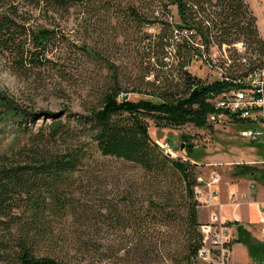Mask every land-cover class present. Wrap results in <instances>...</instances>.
Returning a JSON list of instances; mask_svg holds the SVG:
<instances>
[{"label": "trees", "instance_id": "obj_1", "mask_svg": "<svg viewBox=\"0 0 264 264\" xmlns=\"http://www.w3.org/2000/svg\"><path fill=\"white\" fill-rule=\"evenodd\" d=\"M248 1L150 0L152 16L159 9L170 18L161 23L159 35L152 39L141 31L146 24L158 22L154 21L157 17L138 14L130 1L0 0V51L13 56L18 70L41 69L43 60L52 63L47 53L56 46L59 36L57 24L50 19L60 15L68 20L74 16L79 32L88 34L96 9L111 12L121 27L134 26L143 37L148 36V55L161 53L164 58L172 56L177 60L175 73L150 71L140 77L133 92L144 97L137 101H131L130 91L113 77L98 105L80 121L102 158L129 163L141 172L129 182L124 213L121 212L123 221L134 227L135 234L133 253L128 259L131 262L127 264H153L150 211L153 204L162 201L184 208L186 239L182 253L186 257L182 264H199L204 236L198 216L201 204L196 198L198 166L164 155L150 136L149 121L167 128L211 126L208 117L216 111L208 99L221 95L231 85L216 80L206 83L186 70L194 57L202 54L199 45L209 53L211 47L222 49L223 45L244 41L248 46L246 58L241 62L233 58L238 76H245V68H264V39L259 36ZM124 4L128 9L123 11ZM172 8L177 11L176 17L171 15ZM41 19L54 24V28L40 23ZM182 29H193L196 35L178 41L176 32L181 33ZM84 42L80 47L84 54L96 56L95 48L87 40ZM218 64L224 72L234 75L235 70L231 71L227 61L219 60ZM161 65L165 68L168 64ZM119 96L126 97L119 100ZM0 105V120L20 117L14 102L1 92ZM69 134L62 121H54L27 133L25 143L8 149L0 146V264H80L89 250L93 242L90 207L76 196L80 188L77 179L90 180L94 175L86 165L91 150H56L59 140ZM182 145L192 156L193 145L185 141ZM235 169L236 176L260 173L245 164L236 165ZM138 197L142 199L140 205L134 200ZM159 215L163 216V212L155 219ZM169 260L175 264L173 258Z\"/></svg>", "mask_w": 264, "mask_h": 264}, {"label": "rangeland", "instance_id": "obj_2", "mask_svg": "<svg viewBox=\"0 0 264 264\" xmlns=\"http://www.w3.org/2000/svg\"><path fill=\"white\" fill-rule=\"evenodd\" d=\"M124 1L126 3L130 1L140 15L150 14L151 17H157L154 21L158 22L146 24L141 31L152 36V39L159 35L161 23L170 20L159 9L155 16H152L153 3L150 0ZM248 3L254 15L259 18L264 36V0H249ZM127 6L123 5V11L128 9ZM176 13V9L172 8L171 15L176 17ZM112 16L111 12L96 9L88 34L79 32L80 29L74 23V16L68 20L60 15L50 19V22L57 24L59 39L56 46L47 53L52 63H45L43 60L41 69L18 70L12 62L13 56L0 51V92L13 101L21 113L20 117L0 120V146L8 149L25 143L27 133L35 132L41 126L54 121H62L70 134L59 140L56 150H65L69 147L91 150L86 165L94 175L90 180L77 179L80 188L76 197L86 201L90 207L93 238L89 250L85 251L84 257L79 261L80 264L131 262L128 259L133 253L134 227L123 221L124 216L121 212L124 213L129 182L141 175V172L129 163L102 158L100 153L96 152L88 129L83 128L84 124L80 121L87 116L90 109L98 105L101 94L113 77L130 91L129 99L137 101L144 95L133 92V85L145 72L170 74L176 71V67L178 68L177 60L172 56L164 58L165 55L161 53L157 56L148 55V50L145 49L147 48L145 45L149 43V39H146L148 36L143 37L134 26L121 27L119 21ZM174 21L179 22L178 19ZM39 22L49 25L50 29L54 28L52 23L44 22L42 19ZM85 40L95 48L96 56L85 55L80 49ZM232 57L235 58L234 55ZM162 62H166L167 67H162ZM193 66L190 71L192 75L206 83L216 80V69L209 70L200 63ZM2 111L0 105V114ZM149 127L150 136L157 144L158 141L168 142L181 159L197 165V173L207 181L210 180L211 173L216 171L224 181H230L240 188L245 187L251 179L248 176L236 177V165H253L254 161L261 160V146H258L261 152L252 151V146L238 133L241 127L233 122L223 120L219 124L205 128H198L193 124L167 128L150 120ZM184 141L193 145L192 156L187 154L188 149L182 145ZM206 190L208 195L209 190ZM134 200L139 205L142 203L141 197ZM202 206L206 205L201 204L198 212L199 222L202 224L201 232L204 225L211 223H203L209 214V208L203 211ZM238 211L243 213L241 208ZM162 212L163 216L159 215L155 219ZM150 213L153 216V264H172L169 258H173L175 264H182L186 257L182 253V242L186 239L184 208L181 204L168 205L162 201L153 204ZM258 234L260 235L257 236L258 239H264L263 230H259ZM235 241L233 238L231 249ZM236 249V258L243 264L245 256L240 247ZM257 258L264 263L263 240L260 241ZM198 260L199 264L203 263L200 257ZM228 264H231V258Z\"/></svg>", "mask_w": 264, "mask_h": 264}, {"label": "built area", "instance_id": "obj_3", "mask_svg": "<svg viewBox=\"0 0 264 264\" xmlns=\"http://www.w3.org/2000/svg\"><path fill=\"white\" fill-rule=\"evenodd\" d=\"M196 35L193 29H182L181 33L176 32V39L182 40V37ZM202 54L194 57L190 66L186 67L189 72L194 68L195 63L214 70L215 61H227L231 65V72H224L216 69V81L227 83L229 90L223 92L219 96L212 95L208 102L215 108V113L208 117V124L216 125L223 120L225 122H233L239 125L241 130L238 132L240 137L248 143L257 144L262 147L263 159L258 164L264 167V68L255 67L254 69L245 68V76H238V68L234 66L235 58H239L238 62L246 58L248 46L244 41H239L233 45H223L222 49L211 47L210 52L205 51V47L199 45ZM229 52V57L227 53ZM126 96H119V100H123ZM158 145L164 155L169 158L178 159V153L173 151L168 142H159ZM220 182V175L217 172L211 173L210 180L205 177L198 176L196 187V198L199 203L206 206H212L213 200L217 198V191L213 190ZM209 190L207 195L204 191ZM237 222V221H236ZM219 224V225H218ZM231 221L221 220L216 215L213 216L210 224L202 227L204 235V246L200 251V259L202 264H228L231 258L232 249L231 241L233 239V231ZM264 232V230H263ZM206 262V263H205Z\"/></svg>", "mask_w": 264, "mask_h": 264}, {"label": "crops", "instance_id": "obj_4", "mask_svg": "<svg viewBox=\"0 0 264 264\" xmlns=\"http://www.w3.org/2000/svg\"><path fill=\"white\" fill-rule=\"evenodd\" d=\"M251 12L254 15L252 9ZM256 20L259 36L264 39L260 28L259 18L256 17ZM248 144L252 146V151L256 150L261 152L258 150V146L260 145ZM260 155H262L261 160L254 161L255 163L253 162V165H249L257 168L260 173L251 176L245 175L251 179L247 186L240 188L232 184L230 181H224L220 176V182L217 184L218 186L213 189L214 191H217V198L212 201L213 205L202 206L201 208L203 211L209 208V214L206 216V220L203 221V223L211 222V216L216 215L219 219L229 220L233 224V238L236 241L232 248L231 264H241L238 262L235 255L237 250L236 247H240L245 256V262H243V264H264L259 261V258H257L260 241H264L263 238L262 240L257 238L259 235L258 231L264 230V167L261 164H258L263 159V150ZM204 191L207 193L205 188ZM240 208L243 210L242 214L238 211Z\"/></svg>", "mask_w": 264, "mask_h": 264}, {"label": "bare ground", "instance_id": "obj_5", "mask_svg": "<svg viewBox=\"0 0 264 264\" xmlns=\"http://www.w3.org/2000/svg\"><path fill=\"white\" fill-rule=\"evenodd\" d=\"M218 61H219V60H216V61H215V68H216V69H220V70L223 71V68H222V67L219 68V66H218V65H219V64H218ZM219 63H221V62H219ZM220 66H221V65H220ZM227 67H228V66H227ZM224 69H225V68H224Z\"/></svg>", "mask_w": 264, "mask_h": 264}]
</instances>
